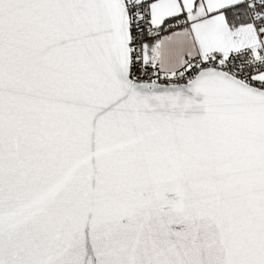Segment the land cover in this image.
Instances as JSON below:
<instances>
[{"label": "snow or ice", "instance_id": "6c2138e0", "mask_svg": "<svg viewBox=\"0 0 264 264\" xmlns=\"http://www.w3.org/2000/svg\"><path fill=\"white\" fill-rule=\"evenodd\" d=\"M0 264H264V0H0Z\"/></svg>", "mask_w": 264, "mask_h": 264}]
</instances>
